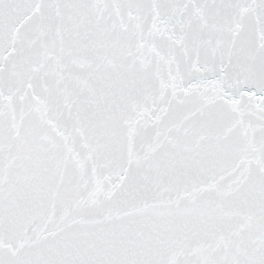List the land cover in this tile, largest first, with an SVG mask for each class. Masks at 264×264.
<instances>
[{
	"label": "snow or ice",
	"instance_id": "1",
	"mask_svg": "<svg viewBox=\"0 0 264 264\" xmlns=\"http://www.w3.org/2000/svg\"><path fill=\"white\" fill-rule=\"evenodd\" d=\"M0 264H264V0H0Z\"/></svg>",
	"mask_w": 264,
	"mask_h": 264
}]
</instances>
